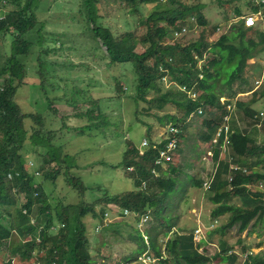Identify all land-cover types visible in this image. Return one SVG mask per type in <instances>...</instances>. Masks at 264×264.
Instances as JSON below:
<instances>
[{"label": "trees", "instance_id": "obj_1", "mask_svg": "<svg viewBox=\"0 0 264 264\" xmlns=\"http://www.w3.org/2000/svg\"><path fill=\"white\" fill-rule=\"evenodd\" d=\"M75 1L83 18V30L79 34L85 35L96 49H101L102 56L108 58L111 67L118 68L125 64L131 66L135 79L133 98L155 101L158 108L172 103L181 114L157 115L159 122H169L176 131L166 128L160 141L151 139L147 134L148 143L143 145L144 150L127 138L126 147L117 163L98 159L97 164L101 169L107 166L124 169L132 188L116 193L100 190L101 194L96 195V199L90 203L83 200L63 203L61 198L50 197L35 180V176L41 173L44 179L54 182L63 165L64 172L69 173L67 181L80 193L89 190L90 195L95 191L92 187H87L80 177L74 176L75 171H70L76 167L75 157L72 153L65 152L63 144L56 141V135L53 136L59 129L48 128L49 120L53 122V118L57 117L60 106L66 104L74 107L78 89H72L69 98L63 101L65 103L57 106L62 89L55 80L56 76L47 75L45 54L48 49L45 42L48 37L44 30L45 21L38 18L40 8L47 1L0 0V6L9 5L5 12L0 13V264H102L87 251L85 226L82 221L87 212L95 214L93 207L96 203L101 205L96 213L101 225L116 226L119 222H124L123 219L109 224L102 221L106 212L103 204L110 201L118 204L120 218L124 214V208H128L137 221L139 215L147 216L146 212L149 211L153 218L156 217L155 221H159L157 216L167 212L165 201L170 192L176 193L177 179L185 164L175 163L174 158L177 150L182 149L178 139L185 132L188 115L200 116V124L206 130L200 134V139L209 141V156L217 166L207 182L202 177L192 175H189L188 182L192 186L208 185V198L215 204L211 210L213 218L216 219L224 213L229 214L226 223L219 230L235 223L239 230H243L252 218L263 214L264 191L260 187L249 188L247 184L258 181L264 184V170L259 168L264 163V145L257 143L255 126L245 128L235 123L234 109L226 107L231 101L229 97L235 92L227 93L225 89L235 80L242 86L247 85L250 60L264 52V2L258 0L247 12L261 10L262 27L255 24L245 26L240 17L244 13L234 7L233 13L238 18L232 21L225 17L227 31L217 33L212 41L206 40L201 31L198 38L183 45L176 39L181 38L186 31L174 37L172 42L165 39L170 34L173 37L174 30H181L183 27L190 29L194 23L206 26L207 19L201 2L187 5L179 0H105L107 4L115 1L124 8L126 5L131 6L132 10H136L140 3L156 6L148 15L137 19L136 25L143 27L144 31L135 34L130 29L116 33L101 23L102 0ZM123 1L125 4L121 3ZM221 2L230 3L229 0ZM219 25L217 22L212 23L211 30L216 32ZM28 57L34 60L33 72L27 62ZM28 71L36 76L35 82L28 84L24 80ZM164 75L174 78L177 87L162 91L159 83ZM23 84L27 86L29 100L30 85L34 90L40 88L44 100L41 109L22 111L15 96ZM121 84L119 78L115 77L114 85L118 92L122 91ZM58 89L60 92H57ZM149 89H154L156 93L147 99ZM188 90L196 92L195 96H189ZM256 90L247 89L253 98L248 101L236 99L234 104L244 114L253 116L254 122L258 117L250 110L249 104L264 94ZM49 92L59 95L49 97ZM222 95L225 97L221 100ZM66 115H59L60 125L65 123ZM76 115L85 117L86 123L73 128L75 132H88L92 136L95 130L102 131L108 125L97 100H91L89 106ZM26 119L32 122L27 125ZM215 133L218 137L213 141ZM123 136L122 134L121 140ZM171 138H176V145L172 158L165 160L167 167L164 169L156 160L160 150L166 148ZM29 150L39 153V169H36L34 160L28 157ZM227 151L231 160L230 166L221 157ZM187 176L188 174L185 175L186 179ZM183 184L185 180L181 179L182 192H185ZM234 196L241 200V205L230 202V198ZM17 199L21 200L18 205ZM129 224L124 223V226L129 227ZM163 227L168 229L169 224ZM146 234V239L143 240L136 227L132 234L127 235L136 238V253L146 249V256L152 254L151 256H155L163 264H170L169 258L175 264H205L210 259L198 249L192 231L175 230L173 236L164 241L163 252L157 233ZM104 246L102 244L101 248ZM100 250L98 248L99 255L102 253ZM222 250L224 251L215 258L233 262L236 253H227L226 247ZM125 258L130 259V255ZM243 264H264V258L252 262L248 260Z\"/></svg>", "mask_w": 264, "mask_h": 264}, {"label": "rangeland", "instance_id": "obj_2", "mask_svg": "<svg viewBox=\"0 0 264 264\" xmlns=\"http://www.w3.org/2000/svg\"><path fill=\"white\" fill-rule=\"evenodd\" d=\"M47 3L40 8V17L45 21L44 30L48 37L45 45L48 52L46 57V71L48 76H56L58 86L62 89V94L58 97L60 101L57 106L64 104V100L69 98L70 92L78 89L75 93L76 100L74 107H68L66 104L59 107L57 110V117L53 118V122L49 120V129L56 130L53 136L57 138L56 141L61 142L64 146L65 152L74 155L75 168L70 171H75L74 176L81 178L87 187L95 189L94 194L89 195V190L80 193L74 188L67 177L69 173L64 172V165L60 174L56 177L54 182L44 179L42 174L35 176V180L42 185V188L47 195L53 198H61L63 203H77L83 200L85 203H90L96 199V195L101 194L100 190H106L109 193H116L132 188L131 182L126 177L124 169L120 167L100 168L97 164L98 159H103L106 162L117 163L121 158V153L126 147V139L129 138L135 145L144 150V144L148 143V136L155 141H160L164 136V130L172 126L169 122H159L156 119L157 115L164 113H176L180 115L181 112L174 107L172 103L165 104L164 107L158 108L155 101H144L143 99L133 98L135 95L134 89V73L131 66L128 64L120 65L118 68L111 67L108 58L102 56L101 49H96L94 44L90 42L82 32L81 22L82 15L78 12V5L75 0H46ZM184 4L190 5L201 2L203 4L202 10L207 19L206 26H201L194 23V25L186 30L185 34L176 39L180 44H185L191 39L198 38L201 31L208 41H212L217 37V33L227 31L228 26L225 17H229L234 21L238 17L233 13V8L236 7L241 13H247L249 7L254 6L258 0H229L230 3L221 0H179ZM226 1V0H224ZM261 1V0H260ZM107 4L102 0V18L101 23L110 27L113 32H121L125 29L132 30L135 34H140L144 31L143 27H138L137 19L148 15L156 6L149 3H140L136 10H132L131 6L117 4L115 1H109ZM125 4V2H121ZM162 3H164L162 1ZM165 5V3H164ZM163 6V4L161 5ZM9 8L7 6H0V13L5 12ZM251 13V12H249ZM256 14V13H254ZM40 19V20H41ZM218 23L220 26L218 30L213 31L212 23ZM262 19L255 22V26L262 27ZM173 35V34H172ZM54 38L55 40H49ZM174 37L168 35L165 39L167 42L174 41ZM54 47V50L52 48ZM201 61V60H199ZM198 61V63H200ZM28 64L33 72L34 60L28 57ZM249 73L247 74V85H240L238 80L232 82L230 87L225 91L227 93L235 94L229 99L227 108L233 110V120L237 125L248 128L255 126L257 129L256 139L258 144L264 145V94L258 96L256 100L249 104L250 110L257 115V121L254 122V117L244 114V112L235 107V101H248L253 98L250 91L247 89H257L258 92L264 93V52H260L250 60L248 66ZM28 71L25 77L26 83L36 81V76ZM115 77L121 81L122 91H117L115 87ZM162 91L167 88L177 87L175 79L164 75L159 83ZM111 87V88H108ZM73 89V90H72ZM35 91V92H33ZM60 92V89L57 90ZM237 92V93H236ZM154 89H149L146 96L150 99L155 95ZM55 92H49V97L56 96ZM196 92H191L193 97ZM226 95V94H223ZM220 99H223V96ZM16 101L22 111L28 112L36 108L41 109L44 105L40 88L33 89L30 85V100L28 96V89L26 85H21L15 96ZM37 102H36V101ZM97 100L100 105L102 113L105 114L104 120L108 125L102 130L90 136L88 132L74 131L76 127L86 123L85 117H79L76 113L85 110L90 101ZM149 107V109H145ZM37 110V109H36ZM61 113H66L65 123L60 125L58 117ZM27 125L32 121L26 119ZM187 127L182 136H179V142L182 146L181 150H177L175 163L185 162L181 168L180 177L177 179L176 193L170 192L165 203L167 212L158 215L159 221H155L156 217L149 212L146 215H139V220H135V215L130 212L128 208H124L123 216L120 218L118 212V204L115 201H110L103 204L105 207V214L102 221L105 223H118V230L114 225L107 226V224H100L99 217L96 215L100 204L96 203L93 207L95 214L87 212L83 215V224L85 226L84 236L86 238L87 251L98 262L102 264H163L156 259L155 256H146V249L139 253L134 251L136 247V238L128 233L138 227L142 235V239H146L147 232H156L160 249L164 251V241L173 236L175 230L179 232H193L195 242L198 244V249L209 257V261L205 264H243L252 261H258L264 258V213L260 216L252 218L243 230L238 229V224H232L222 231L219 228L226 223L228 213L222 214L216 219L212 217L211 210L215 206L208 198L210 195L206 187L192 186L189 184V175L194 177H202L207 182L208 177L213 174L216 162L210 158V143L208 140L200 139V134L205 133L206 130L200 124V116H187ZM178 127V126H177ZM102 133V134H101ZM127 133V135H125ZM180 133V131H179ZM93 134V133H92ZM124 135L122 140L121 136ZM104 136V137H102ZM217 133L212 140H216ZM146 137V138H142ZM176 140V138H174ZM170 149L168 151L169 159L172 158L173 142H168ZM176 145V142H175ZM30 151V150H29ZM36 150H31L28 157L34 160L36 169H39L38 163L40 156ZM30 155V156H29ZM264 156V152L262 153ZM39 157L38 159L35 157ZM165 157H168L167 155ZM221 157L228 166L231 165L229 159V152ZM174 159L172 161L174 162ZM187 163V164H186ZM159 164L165 169L167 164L165 160L159 158ZM44 165V164H43ZM264 165V163H263ZM259 165L260 169L264 170V166ZM182 166V165H181ZM188 174L187 179L185 175ZM182 181L185 180V192H182ZM249 188H257L264 186L262 181L247 184ZM175 195V196H174ZM231 203L241 205V200L234 196L230 198ZM17 205L21 200L17 199ZM160 203V201H159ZM126 209V211H125ZM167 217H166V216ZM173 225H170L172 224ZM124 223H130L125 227ZM168 225V229L163 225ZM165 232V233H164ZM104 241L103 243H101ZM105 244L101 248V245ZM108 250L105 251V248ZM226 247L227 253L230 251L236 253V258L233 262L228 260L220 261L215 258L216 255L222 253V248ZM98 248L102 250L100 257ZM100 250V252H101ZM110 252V253H109ZM109 254V255H108ZM130 255V259L125 256ZM170 264H175L169 258ZM21 264H25L22 262Z\"/></svg>", "mask_w": 264, "mask_h": 264}, {"label": "built area", "instance_id": "obj_3", "mask_svg": "<svg viewBox=\"0 0 264 264\" xmlns=\"http://www.w3.org/2000/svg\"><path fill=\"white\" fill-rule=\"evenodd\" d=\"M261 1L264 2V0H261ZM255 13H256V14H254V13H245V14H243V15L240 16V17L242 18L243 23H244L245 26H251V25H254L255 22H256L258 19H262V16H263V15H262V11H261V10L255 12ZM185 31H186V28H185V27H183L181 30H174V31L172 32V33H173V37H176V36L180 35L181 33L185 32ZM199 62H201V61H199ZM191 92H193V91H192V90H188L187 93H188L189 96H191ZM194 96H195V95H194ZM194 96H193V97H194ZM221 100H222V99H221ZM219 129H220V128H219ZM167 130H169V131H176V128H175V127L173 128V126H169ZM170 141L173 142V148H174L176 140H175L174 138H171L168 142H170ZM168 142H167V144H166V148L160 150V152H159V157H158V159L156 160V162L159 161V158H160V159H163V160H166V159H169V158H170L169 155H168V151H169V149H170L171 147H170V145H168ZM166 155H167L168 157H165ZM260 188L262 189V191H264V186H263V185H262ZM262 198H263V201H264V195H263Z\"/></svg>", "mask_w": 264, "mask_h": 264}, {"label": "bare ground", "instance_id": "obj_4", "mask_svg": "<svg viewBox=\"0 0 264 264\" xmlns=\"http://www.w3.org/2000/svg\"><path fill=\"white\" fill-rule=\"evenodd\" d=\"M217 131V130H216ZM219 131V130H218ZM222 132V131H221ZM226 133H228V131L226 132ZM221 135H222V133H221ZM220 136V135H219ZM218 137V136H217ZM13 175V174H12ZM125 211H126V209H125Z\"/></svg>", "mask_w": 264, "mask_h": 264}, {"label": "clouds", "instance_id": "obj_5", "mask_svg": "<svg viewBox=\"0 0 264 264\" xmlns=\"http://www.w3.org/2000/svg\"><path fill=\"white\" fill-rule=\"evenodd\" d=\"M258 21V20H257Z\"/></svg>", "mask_w": 264, "mask_h": 264}]
</instances>
